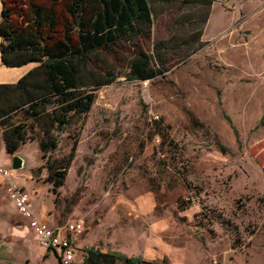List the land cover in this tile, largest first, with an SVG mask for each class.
Here are the masks:
<instances>
[{
  "label": "rangeland",
  "instance_id": "1",
  "mask_svg": "<svg viewBox=\"0 0 264 264\" xmlns=\"http://www.w3.org/2000/svg\"><path fill=\"white\" fill-rule=\"evenodd\" d=\"M29 1L4 0L15 23L28 18ZM149 4L151 31L138 43L152 55L157 41L165 43L164 64L152 60L162 72L129 78L122 61L132 49L129 43L95 53L82 62L85 68L112 64L119 74L94 89L88 111L67 113L70 122L53 130L57 146L45 156L37 139L20 143L13 154L24 163L11 171L18 173L37 217L49 224L68 218L82 222L84 232L77 238L86 242L78 251L92 245L139 256L141 264H170L166 255L144 256L154 237L184 245L186 263L195 262L202 249L206 264L213 255L223 264H264V120L257 124L264 110V0ZM29 67L14 70L0 60V79H5L0 82ZM74 141L64 183L55 187L47 178V156L54 169ZM8 158L0 132V163L12 167ZM149 190L155 207L139 213L138 197ZM11 205L9 223H29ZM155 222L161 226L152 230ZM4 224L5 218L2 232L8 230ZM19 227L30 243L21 249L1 240L0 264H56L51 254L41 262L31 225L32 230Z\"/></svg>",
  "mask_w": 264,
  "mask_h": 264
},
{
  "label": "trees",
  "instance_id": "2",
  "mask_svg": "<svg viewBox=\"0 0 264 264\" xmlns=\"http://www.w3.org/2000/svg\"><path fill=\"white\" fill-rule=\"evenodd\" d=\"M48 1L50 5L29 1L28 18L24 23H15L1 0L0 60L6 65L30 66L14 82H0V132L9 155L20 143L35 138L45 156V150L57 146L53 130H60L70 122L67 113L90 109L95 98L94 89L112 82L120 72L112 64L99 69L85 68L83 63L91 61L95 53H111L116 45H132L122 58L129 67V78L152 77L157 71L162 72L161 67L152 63L153 58L161 64L167 59L162 50L166 49L163 41H157L153 55L138 43L151 31L149 0ZM182 1L210 5L213 0ZM224 117L238 139V130L230 116L224 113ZM263 120L264 110L257 124ZM75 148L74 141L54 169L47 156V178L55 187L64 183L66 167ZM76 257L87 264H117L118 261L139 264L144 261L139 256L116 250L103 251L92 245L77 251Z\"/></svg>",
  "mask_w": 264,
  "mask_h": 264
},
{
  "label": "crops",
  "instance_id": "3",
  "mask_svg": "<svg viewBox=\"0 0 264 264\" xmlns=\"http://www.w3.org/2000/svg\"><path fill=\"white\" fill-rule=\"evenodd\" d=\"M14 67L15 68H12L14 70H16V68H18V66H14ZM13 72L14 71L10 70L11 74ZM10 73L8 74V77L10 76ZM21 73L23 74L24 72L20 71V72L14 74V78H11L10 81L16 80L20 76ZM0 80H5V79H0ZM4 148H5V145H4ZM5 151H6V149H5ZM12 155L13 154L9 155V158H8L9 162L11 161L10 157H12ZM17 175H18V173L15 174L11 171L8 178L13 180L16 184L20 185L18 183V181L16 180ZM5 189L7 190V179L6 180L3 179L0 182V222H1V220H3L5 218L4 226H7V229H8L6 232H2L0 230V243H1V240L2 241H8L12 244V246L14 245L17 248L20 247L21 249H26L27 244L30 243V238H28L26 235L27 231L22 229V227L20 228L19 226H23L27 230H29L31 228L29 227L28 222H25L24 224L17 223L16 225H14L13 223L11 225L9 223L10 221H12V218H13L12 216L14 215V214L12 215L9 211V208L12 207L11 203L13 204V202L11 201V199H9L8 194L6 196ZM5 199H7L8 202H5ZM154 207H155V199H154V196H153V193L151 190L146 191V192L139 195V197H138V212L139 213H144V214L152 213ZM39 218H42L44 220L46 219L43 216H41ZM50 223L51 224H58L61 222H53V221L51 222L50 221ZM160 226H161V222H155V223H153L151 229L157 230L160 228ZM83 232H84V230H81L80 232H77V233L72 235V239L74 242L75 257H76V252L78 251L79 247L83 246L86 242L85 237H82V238H84V240L82 239L81 243H80V241H78V238H77L78 236H81V234ZM31 242H34L38 245V243L36 242L34 231L32 234ZM38 246H40V245H38ZM146 246H148L147 250H149L150 252L149 251L145 252L144 256H148V257L153 258V259L154 258H163L164 255H166L170 259V264H206V260L204 258V253H203L201 248H200L201 249V256H199V258H197L196 261L193 263H190V262L186 263L185 262L186 260L182 257L183 251L185 250L184 245H182V246L173 245V244L164 242L162 239H158V238L153 237V238H150L148 240V242H146ZM258 247L259 246H257L256 248H258ZM254 248H255V246H254ZM48 254H51L53 256L56 264H60L58 251L51 250V249H45V248L41 247V251H40L39 256L41 258L42 263H45V258ZM2 259H3V261L5 260V258H2ZM25 259H26V261H28L29 258H25ZM134 264H138V263H134ZM139 264H141V263H139ZM208 264H210V263H208Z\"/></svg>",
  "mask_w": 264,
  "mask_h": 264
},
{
  "label": "built area",
  "instance_id": "4",
  "mask_svg": "<svg viewBox=\"0 0 264 264\" xmlns=\"http://www.w3.org/2000/svg\"><path fill=\"white\" fill-rule=\"evenodd\" d=\"M11 167L0 163V182L7 179L8 196L16 209L27 219L31 225L36 242L45 249L58 251L60 264H87L75 257L72 235L80 232L82 222L79 219H66L58 224H49L46 220L37 217L32 208L28 192L23 186L9 179ZM210 264H222L216 255L210 257Z\"/></svg>",
  "mask_w": 264,
  "mask_h": 264
},
{
  "label": "water",
  "instance_id": "5",
  "mask_svg": "<svg viewBox=\"0 0 264 264\" xmlns=\"http://www.w3.org/2000/svg\"><path fill=\"white\" fill-rule=\"evenodd\" d=\"M24 163L23 158L18 155V154H13L12 160H11V165L13 169L20 168Z\"/></svg>",
  "mask_w": 264,
  "mask_h": 264
}]
</instances>
